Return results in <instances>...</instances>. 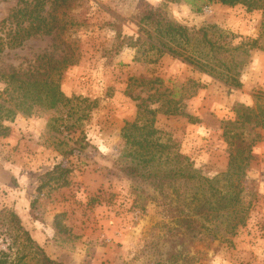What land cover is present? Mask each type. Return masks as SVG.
I'll list each match as a JSON object with an SVG mask.
<instances>
[{"label": "rangeland", "instance_id": "1", "mask_svg": "<svg viewBox=\"0 0 264 264\" xmlns=\"http://www.w3.org/2000/svg\"><path fill=\"white\" fill-rule=\"evenodd\" d=\"M20 6L18 0H0V20ZM148 6L190 29L210 26L211 39L227 50L214 57L193 37L188 44L180 41L181 56L159 55L147 43L129 45L137 36L148 39L133 22ZM71 13L79 24L64 39L75 54L61 38L37 34L0 55V70L7 71L31 69L43 53L57 60L74 54L76 62L62 69L59 83L64 95L78 97L58 112L41 108L4 122L9 131L0 135V249L10 253L12 264H36L24 240L2 223L4 210L11 209L59 264H172L170 256L177 253L182 255L177 263H183L188 252L194 264H264V128L256 129L263 138L252 147L256 158L243 179L250 189L243 197L248 218L234 235L226 232L225 222L216 227L207 220L200 233L187 232L177 222L185 213L199 216L185 203L195 192L199 197L205 185L187 189L173 183L160 191L120 170L128 160L122 128L137 114L129 91L143 97L153 93L180 100L183 110L198 119L192 123L185 116L157 113L160 140L175 143L192 171L211 184L227 183L228 152L220 120L234 118L236 102L264 104L262 11L217 2L197 13L176 0H83ZM255 39L257 48H251ZM185 56L223 74L229 67L241 85L215 77ZM3 87L0 81V91ZM81 134L88 148L63 158L61 151ZM58 162L71 168L69 184L42 186L45 173ZM208 215L213 218L210 211ZM56 216L62 231L54 225ZM194 224L197 229L199 223Z\"/></svg>", "mask_w": 264, "mask_h": 264}, {"label": "trees", "instance_id": "2", "mask_svg": "<svg viewBox=\"0 0 264 264\" xmlns=\"http://www.w3.org/2000/svg\"><path fill=\"white\" fill-rule=\"evenodd\" d=\"M83 0H18V5L23 6L12 8L3 19L0 20V55L5 49H14L21 46L24 41L37 34L54 35L55 38H61L64 43V33L73 25L79 24L75 15L71 13V8L75 4L82 3ZM184 2L198 12L213 3H221L227 6L243 5L247 11H262L264 19V0H176ZM48 5L45 10L44 6ZM134 24L138 32L147 35V40H142L137 36L134 42L129 45L147 43L151 49H155L159 55L169 54L181 56L177 50L180 41L188 44L189 39L193 37L201 47L207 48L214 57L223 54L227 49L221 42L211 39L209 27H200L190 29L186 25L177 23L168 19L161 10L153 6L144 8L134 18ZM213 34V33H212ZM129 38V37H128ZM126 39V37H124ZM253 47L257 48V40L252 41ZM72 53L75 49L70 46ZM264 50V46L261 47ZM72 54L57 60L47 53L36 57L34 66L31 69L22 70L12 67L7 71L0 70V81L4 87L0 91V135L6 136L9 126L5 121H12L17 114L29 116L36 109H50L56 112L72 99L78 97H67L60 89V74L62 69L74 64L77 57ZM185 59L198 67L207 70L217 78H224L225 82L240 86L241 83L230 73L227 67V74L200 63L190 56ZM210 66V65H209ZM156 93V92H155ZM134 100L137 101V114L133 121L126 122L122 128V136L125 140L124 155L128 159L120 167L121 172L133 179H143L150 182L155 188L163 191L167 186L173 183H180L187 189L192 184L197 183L198 187L205 185L200 196L197 192L193 193L185 206L199 214L197 218L185 213L180 216L177 222L187 232L200 233L205 227V221H215L216 227L220 223H226V232L231 235L236 234L238 227L243 226L248 218L249 207L243 205L244 191L249 194L250 189L243 186V179L250 162L255 159L252 154L253 145L261 140L263 136L256 132L257 128H264V104L251 106L243 102H236L232 111L233 119H221L220 127L222 136L227 145L228 152V170L225 174L227 183L222 186L211 184V179L204 177L192 171L187 160V156L177 151L175 143H164L161 139V132L155 127V117L157 113L165 115H180L188 118V121L195 123L197 118L186 113L180 105V100L163 98L159 94L149 93L145 97L140 94L131 93ZM157 106L152 107V104ZM73 124L70 125L72 127ZM70 127L64 125L68 130ZM69 132V130L67 131ZM67 137V136H66ZM65 137V138H66ZM89 143L81 134L73 145L68 149L61 151L63 158L73 155L88 148ZM185 161V162H184ZM164 164V166H163ZM175 164V167H173ZM71 168L63 164L56 163L48 170L44 177L42 186L54 184L55 186H67L69 184V175ZM216 183V182H214ZM194 187V186H193ZM197 187V188H198ZM196 188V189H197ZM170 208L171 204L169 203ZM176 209V207H174ZM211 217L209 218V211ZM182 210H178V213ZM54 219V225L58 231H62V226ZM199 223L195 229L194 222ZM2 223L6 230L12 233L15 238L24 240V247H28L34 257L36 264H59L53 260L30 235L29 231L22 225L17 213L11 209L4 210ZM189 253V252H188ZM186 253L182 258L183 263H177L181 259V254H171L172 264H194L193 256ZM10 253L0 249V264H12ZM179 254V255H178ZM191 262V263H190Z\"/></svg>", "mask_w": 264, "mask_h": 264}]
</instances>
